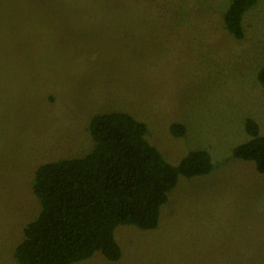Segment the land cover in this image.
I'll return each instance as SVG.
<instances>
[{"label": "rangeland", "instance_id": "374dc122", "mask_svg": "<svg viewBox=\"0 0 264 264\" xmlns=\"http://www.w3.org/2000/svg\"><path fill=\"white\" fill-rule=\"evenodd\" d=\"M227 2L0 0V264H18L39 212L35 168L87 153L90 118L114 110L145 121L167 161L203 148L213 166L179 175L155 228L118 225V260L71 264H264V172L232 154L250 138L246 118L264 134V0L244 12L240 38Z\"/></svg>", "mask_w": 264, "mask_h": 264}, {"label": "trees", "instance_id": "16d2710c", "mask_svg": "<svg viewBox=\"0 0 264 264\" xmlns=\"http://www.w3.org/2000/svg\"><path fill=\"white\" fill-rule=\"evenodd\" d=\"M256 0H228L224 13L227 30L244 35L243 15ZM264 88V66L257 71ZM92 148L81 156L40 163L30 188L39 201V212L22 228L13 256L18 264H71L100 252L116 261L122 254L115 236L120 224L155 228L161 206L179 175L208 173L212 157L203 148L191 149L173 164L146 137L145 121L126 111L93 115L88 123ZM250 138L232 149L235 157L252 160L264 172V134L248 117ZM183 123L173 122L175 136L185 133Z\"/></svg>", "mask_w": 264, "mask_h": 264}]
</instances>
